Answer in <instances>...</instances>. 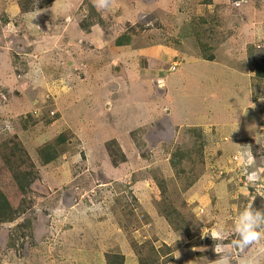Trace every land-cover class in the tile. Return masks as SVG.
Wrapping results in <instances>:
<instances>
[{
	"label": "rangeland",
	"instance_id": "obj_1",
	"mask_svg": "<svg viewBox=\"0 0 264 264\" xmlns=\"http://www.w3.org/2000/svg\"><path fill=\"white\" fill-rule=\"evenodd\" d=\"M53 1L0 0V143L22 142L38 175L0 223V264H212L211 232L227 245L241 211H264L247 181L264 169V0Z\"/></svg>",
	"mask_w": 264,
	"mask_h": 264
},
{
	"label": "trees",
	"instance_id": "obj_2",
	"mask_svg": "<svg viewBox=\"0 0 264 264\" xmlns=\"http://www.w3.org/2000/svg\"><path fill=\"white\" fill-rule=\"evenodd\" d=\"M52 2L53 0H48L47 6L52 4ZM125 38V35L119 37L117 44L123 45V39ZM213 59L214 56H208V60ZM258 73L261 76L260 78L264 77L262 70H258ZM65 140V136L60 135L57 139V144H46L40 149L43 164H49L58 158L60 151L57 145H61ZM11 144L8 145L7 142L0 143V223L17 220L33 204L28 194L32 182L38 176L36 171L37 167L22 142L16 141ZM106 146L115 166L127 161V156L124 152L125 147L120 137L111 139L107 142ZM115 149L121 152L120 159L116 157ZM150 183L154 189L153 182L151 181ZM167 219L170 218L167 216ZM168 221L170 224H173L171 220ZM24 222L28 225L30 224V221L25 220ZM187 236L189 238L192 237L190 234ZM106 260L107 264H125V255L120 252L107 253Z\"/></svg>",
	"mask_w": 264,
	"mask_h": 264
},
{
	"label": "clouds",
	"instance_id": "obj_3",
	"mask_svg": "<svg viewBox=\"0 0 264 264\" xmlns=\"http://www.w3.org/2000/svg\"><path fill=\"white\" fill-rule=\"evenodd\" d=\"M92 2L97 11H107L112 4V0H92ZM5 127L9 132L12 131V127L7 121L5 122ZM239 159L240 163L244 164L245 167L253 163V157L250 153H240ZM261 172H264V169L247 173V181L251 186L256 187L257 184L264 183L261 180ZM258 196L264 197V191H259ZM234 233L237 238L225 245L222 242H217L223 239L221 232L215 229L211 232L210 236L215 241L213 250L218 256L212 264H232V248H236L240 252L238 264H264V260H262L264 247L259 250V253L249 251L252 246L264 240V211L248 205L236 218ZM179 257L176 258L179 259Z\"/></svg>",
	"mask_w": 264,
	"mask_h": 264
},
{
	"label": "crops",
	"instance_id": "obj_4",
	"mask_svg": "<svg viewBox=\"0 0 264 264\" xmlns=\"http://www.w3.org/2000/svg\"><path fill=\"white\" fill-rule=\"evenodd\" d=\"M54 2V1H53ZM54 8V5L52 4V6L50 7V9H53ZM71 19V18H70ZM118 169V168H117ZM172 253H174V251L173 252H171V253H169L168 255H170V254H172ZM124 254V253H123ZM134 253H130V252H128L127 254L125 253L124 255H125V259H127L126 260V262H125V264H141L140 263V260H139V258L137 259V258H134L136 255H133ZM130 263H129V262Z\"/></svg>",
	"mask_w": 264,
	"mask_h": 264
}]
</instances>
